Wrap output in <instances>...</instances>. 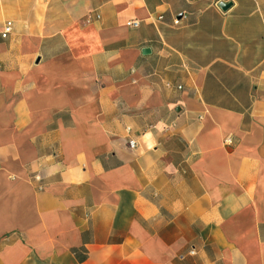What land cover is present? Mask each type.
<instances>
[{"label":"crops","instance_id":"obj_1","mask_svg":"<svg viewBox=\"0 0 264 264\" xmlns=\"http://www.w3.org/2000/svg\"><path fill=\"white\" fill-rule=\"evenodd\" d=\"M8 21L0 264H264V0H0Z\"/></svg>","mask_w":264,"mask_h":264},{"label":"built area","instance_id":"obj_2","mask_svg":"<svg viewBox=\"0 0 264 264\" xmlns=\"http://www.w3.org/2000/svg\"><path fill=\"white\" fill-rule=\"evenodd\" d=\"M175 24H177V21H175ZM128 26L132 27V28H136L138 27V22L137 21H129L128 22ZM12 31V23L11 22H5L1 27H0V37L2 39H5L8 37V35L11 33ZM129 130V129H128ZM226 143L230 144L231 141L230 139H226L225 140ZM128 147L130 149H134L136 147V143L133 140H129L128 141Z\"/></svg>","mask_w":264,"mask_h":264},{"label":"water","instance_id":"obj_3","mask_svg":"<svg viewBox=\"0 0 264 264\" xmlns=\"http://www.w3.org/2000/svg\"><path fill=\"white\" fill-rule=\"evenodd\" d=\"M229 6H230V4L219 3V8L222 9V10L228 8Z\"/></svg>","mask_w":264,"mask_h":264}]
</instances>
